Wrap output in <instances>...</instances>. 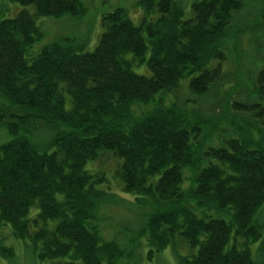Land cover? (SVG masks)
Here are the masks:
<instances>
[{
	"label": "trees",
	"instance_id": "trees-1",
	"mask_svg": "<svg viewBox=\"0 0 264 264\" xmlns=\"http://www.w3.org/2000/svg\"><path fill=\"white\" fill-rule=\"evenodd\" d=\"M13 1L24 8L0 18V128L11 136L0 142V255L15 257L9 223L48 264H118L126 251L100 227L117 193L98 187L108 178L95 162L147 204L150 258L170 246L178 264H264V239L259 259L250 248L262 237L264 55L252 70L242 46L249 35L264 48V0L252 20L240 15L249 0H195L189 18L176 0H139L140 24L115 7L93 50L61 37L36 54L37 18L83 17L84 2Z\"/></svg>",
	"mask_w": 264,
	"mask_h": 264
},
{
	"label": "rangeland",
	"instance_id": "rangeland-1",
	"mask_svg": "<svg viewBox=\"0 0 264 264\" xmlns=\"http://www.w3.org/2000/svg\"><path fill=\"white\" fill-rule=\"evenodd\" d=\"M139 0H83L87 9L83 17H73L70 15L63 16L61 18H55L50 16H40L37 18V23L42 29L43 37L38 40L29 49L32 53H38L45 45L57 40L61 37H69L80 41V43L86 44V50H93L100 39L103 32L102 16L113 10L117 6H122L128 9L130 17L137 25L140 24L144 10L141 6L137 5ZM179 2L185 10L186 18L192 15V4L195 0H176ZM259 0V6L261 5ZM24 8L21 4L13 0H0V18L15 17L17 13ZM28 9L33 11V6H27ZM257 4L254 0H249L245 9L240 12L245 13L246 20H252L257 15ZM248 18V19H247ZM254 38L246 35L242 38V46L247 51L244 57V63L246 67L252 70H257L262 66L261 56L264 55V48L260 52H254ZM251 50V51H249ZM253 52V53H252ZM128 58L133 60L134 55L128 53ZM147 58L149 52L146 54ZM229 64V63H228ZM133 69L144 75H150L151 71L147 63L138 64L134 63ZM253 78V76H252ZM250 80V78H249ZM188 80H183L182 83L187 84ZM186 91V85L181 89L180 94L184 95ZM164 101L170 102V97L165 96ZM150 109L149 105H140L141 112H147ZM3 131V135L0 136V142L6 141L11 138L4 129L0 128V132ZM257 137V134H254ZM95 162H91L88 168H94L95 171H101L106 173L108 178L107 182L98 185V187L107 188L112 182V191H116L117 195L110 198V204L107 208L102 209L101 217V235L105 239H114L120 246L126 251V255L118 260V264H178L177 258L172 252L171 247H167L157 253H154L150 258V246L145 236L141 235V229L146 222L147 213L149 208L146 203L137 202L136 195L130 192H123L120 188L118 180L114 179V171L112 168L95 166L98 165ZM100 163V161H99ZM109 165V164H107ZM110 166L114 167L115 163H110ZM186 174L189 177L190 170H186ZM113 180V181H112ZM189 181L186 182V185ZM205 210V209H204ZM199 212V210H197ZM38 212L36 206L32 207L30 216L35 215ZM215 214V213H213ZM217 216L225 218L230 221L231 215L229 212L219 213ZM256 219L262 225V237L253 243L250 248L252 255L255 259H259L258 247L260 242L264 239V204L256 214ZM51 225L54 223L50 221ZM2 238L3 243L12 247L15 251V257L10 260L0 255V262L2 264H48L49 259H40L37 255V251L34 250L30 240L23 239L15 236L13 229L9 223H4L2 226ZM183 253H187L188 250L183 249Z\"/></svg>",
	"mask_w": 264,
	"mask_h": 264
}]
</instances>
